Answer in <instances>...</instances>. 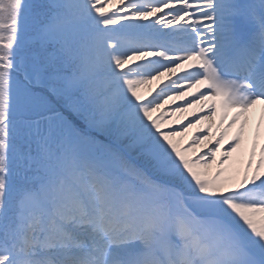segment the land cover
<instances>
[{"label":"snow or ice","instance_id":"snow-or-ice-1","mask_svg":"<svg viewBox=\"0 0 264 264\" xmlns=\"http://www.w3.org/2000/svg\"><path fill=\"white\" fill-rule=\"evenodd\" d=\"M0 264H264V0H0Z\"/></svg>","mask_w":264,"mask_h":264},{"label":"rangeland","instance_id":"rangeland-1","mask_svg":"<svg viewBox=\"0 0 264 264\" xmlns=\"http://www.w3.org/2000/svg\"><path fill=\"white\" fill-rule=\"evenodd\" d=\"M175 119H176L175 117H169L168 118L169 121H172V120H175ZM191 131L192 130H190L189 133L185 136V138H184L185 142H187V140L189 139V134H190Z\"/></svg>","mask_w":264,"mask_h":264},{"label":"bare ground","instance_id":"bare-ground-1","mask_svg":"<svg viewBox=\"0 0 264 264\" xmlns=\"http://www.w3.org/2000/svg\"><path fill=\"white\" fill-rule=\"evenodd\" d=\"M190 112H191V110H189ZM193 131H195L194 129L190 132V134H189V138H190V136H191V134H192V132ZM214 131H215V129H214Z\"/></svg>","mask_w":264,"mask_h":264}]
</instances>
